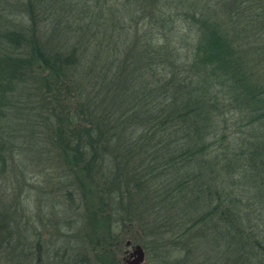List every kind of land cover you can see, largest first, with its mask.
Here are the masks:
<instances>
[{
  "label": "trees",
  "instance_id": "obj_1",
  "mask_svg": "<svg viewBox=\"0 0 264 264\" xmlns=\"http://www.w3.org/2000/svg\"><path fill=\"white\" fill-rule=\"evenodd\" d=\"M26 1L31 24L0 14V174L13 140L44 127L64 157L54 187L71 188L64 170L96 165L92 194L117 222L176 249L207 247L215 264H264V86L243 71L234 31L201 20L195 38L155 29L153 14L130 33L105 0ZM57 5L68 27L46 36L34 12L54 18ZM114 241L100 245L102 264H120Z\"/></svg>",
  "mask_w": 264,
  "mask_h": 264
},
{
  "label": "rangeland",
  "instance_id": "obj_2",
  "mask_svg": "<svg viewBox=\"0 0 264 264\" xmlns=\"http://www.w3.org/2000/svg\"><path fill=\"white\" fill-rule=\"evenodd\" d=\"M105 1L114 5L116 15L119 12L126 14L123 27L130 33H135L136 29L140 32L148 29L150 15L153 25V14L160 22L159 27L153 25L155 29H176L175 32H187L195 38L200 34L201 20H207L205 24L208 26L218 24L219 29H232L243 58V71L250 74L252 84L264 86V21L257 16L258 0ZM94 2L91 0L90 3ZM141 2L144 7H140ZM26 3V0H0V14L11 15L18 28L25 23L31 24L25 10ZM124 3L130 10L128 6L123 10L121 4ZM91 7L94 9L93 5ZM55 10L57 15L54 18H50L43 8L34 12L35 20L38 17L40 21V29H45V34L47 32L46 36L55 29L64 31L68 27L67 17L60 13L58 5ZM191 16L197 22L192 21ZM230 127L228 119L227 128ZM32 135V138L21 135L13 140L14 149L6 160L5 171L0 174V264H69L73 258L80 264H102L97 252L101 251L100 245L110 246L112 240L115 241L109 250L120 264H124L126 241H135V245L143 247L144 264H215V252L207 247L199 250L189 241L176 249L171 247V237L167 234L162 236L160 243L150 241V238L143 237L137 226L133 224L132 227L128 219L117 222L120 220L107 206L100 209L99 198L92 194V187L97 186L95 183L99 180L96 165L88 174L76 167V176L68 169L64 170L65 185L70 184L71 188L64 186L67 191H61L54 187L59 178L54 161L62 165L64 157L53 151L56 147L50 146L52 141L44 127H39V131ZM74 164L78 163L73 160L72 164L65 166L73 167ZM101 168L106 172L113 171L110 162L103 161ZM119 172L122 173L123 168ZM84 179L85 185L82 183ZM119 182L123 184V181ZM121 214L124 218L127 216L122 211ZM103 262L109 264L110 257Z\"/></svg>",
  "mask_w": 264,
  "mask_h": 264
},
{
  "label": "water",
  "instance_id": "obj_3",
  "mask_svg": "<svg viewBox=\"0 0 264 264\" xmlns=\"http://www.w3.org/2000/svg\"><path fill=\"white\" fill-rule=\"evenodd\" d=\"M263 12H264V0H263ZM129 245V243H127ZM145 262V253L143 248L140 245H135L132 248V253L130 259L125 261V264H144Z\"/></svg>",
  "mask_w": 264,
  "mask_h": 264
},
{
  "label": "flooded vegetation",
  "instance_id": "obj_4",
  "mask_svg": "<svg viewBox=\"0 0 264 264\" xmlns=\"http://www.w3.org/2000/svg\"><path fill=\"white\" fill-rule=\"evenodd\" d=\"M127 243H129V245H127ZM137 245V244H136ZM135 246V244L131 241H126L125 242V247H126V251L124 252V264H125V261L130 259V255L132 253V248ZM143 248V247H142ZM144 250V249H143ZM145 253V251H144ZM146 256V255H145ZM146 258V257H145Z\"/></svg>",
  "mask_w": 264,
  "mask_h": 264
}]
</instances>
